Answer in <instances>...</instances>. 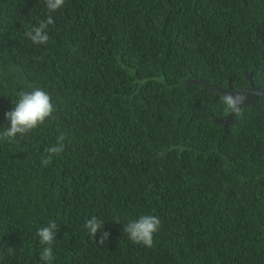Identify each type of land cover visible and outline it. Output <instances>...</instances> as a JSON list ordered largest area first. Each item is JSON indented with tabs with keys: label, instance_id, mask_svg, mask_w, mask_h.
<instances>
[{
	"label": "trees",
	"instance_id": "16d2710c",
	"mask_svg": "<svg viewBox=\"0 0 264 264\" xmlns=\"http://www.w3.org/2000/svg\"><path fill=\"white\" fill-rule=\"evenodd\" d=\"M47 4L0 0V130L20 91L55 103L0 140V264H46L50 221V264H264V97L226 126L212 90L248 88L249 74L264 89V0ZM49 17L34 44L25 33ZM61 134L64 152L42 164ZM144 214L161 220L152 247L124 232Z\"/></svg>",
	"mask_w": 264,
	"mask_h": 264
},
{
	"label": "clouds",
	"instance_id": "9594fccd",
	"mask_svg": "<svg viewBox=\"0 0 264 264\" xmlns=\"http://www.w3.org/2000/svg\"><path fill=\"white\" fill-rule=\"evenodd\" d=\"M62 3L63 0H48L47 7L49 12L58 9ZM51 23L52 19L49 17L46 21H42L38 26L26 32L25 35L34 44H46L49 40L47 29ZM224 103L226 110H234L236 108V101L231 95L225 98ZM54 111L55 103L51 94L45 89L33 87L30 90L20 91L12 110L5 113L9 125L0 130V140H7L9 142L15 140L18 135L28 133L44 124L52 117ZM65 139L66 137L63 134L57 137L56 143L46 149L47 155L42 158V164L47 165L55 156L64 152ZM104 225L105 222L96 215H92L85 222V228L93 237H96V234ZM160 226L161 220L158 216L144 214L124 225V232L127 233L128 238L132 242L145 247H152L154 235L158 232ZM57 230L58 225L55 221H50L37 230L38 238L45 245L41 258L46 264H50L53 259V248L51 245L56 239ZM109 235L108 232H103L100 242L103 243Z\"/></svg>",
	"mask_w": 264,
	"mask_h": 264
},
{
	"label": "water",
	"instance_id": "95a60500",
	"mask_svg": "<svg viewBox=\"0 0 264 264\" xmlns=\"http://www.w3.org/2000/svg\"><path fill=\"white\" fill-rule=\"evenodd\" d=\"M248 77L250 79V86L248 88H243L242 90L233 89L230 81H228L226 88H220L218 86L212 87V90L215 91L216 95L221 94L223 99L231 95L236 101V108L234 110L231 109L227 116L218 119L221 122L232 123L234 112H236L242 105H251L255 103L259 97H264V89H261L254 84L251 74H249Z\"/></svg>",
	"mask_w": 264,
	"mask_h": 264
},
{
	"label": "flooded vegetation",
	"instance_id": "af4514ba",
	"mask_svg": "<svg viewBox=\"0 0 264 264\" xmlns=\"http://www.w3.org/2000/svg\"><path fill=\"white\" fill-rule=\"evenodd\" d=\"M225 124H229L228 122H224ZM227 126V125H226Z\"/></svg>",
	"mask_w": 264,
	"mask_h": 264
}]
</instances>
